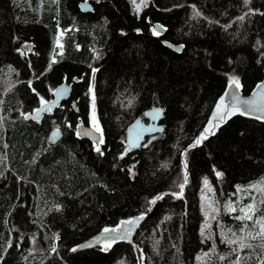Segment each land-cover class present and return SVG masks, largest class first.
<instances>
[{
  "label": "trees",
  "instance_id": "1",
  "mask_svg": "<svg viewBox=\"0 0 264 264\" xmlns=\"http://www.w3.org/2000/svg\"><path fill=\"white\" fill-rule=\"evenodd\" d=\"M80 1L0 0V264H138L133 244L143 264H232L238 246L224 236L241 235L239 208L254 196L264 215L251 188L264 180V120L213 113L230 77L243 94L264 78V0H147L138 11L133 0H89L86 12ZM63 81L69 101L24 118ZM152 106L163 131L128 148L127 125ZM91 111L102 144L76 135ZM144 213L133 243L72 250ZM239 256L260 264L264 250Z\"/></svg>",
  "mask_w": 264,
  "mask_h": 264
},
{
  "label": "water",
  "instance_id": "2",
  "mask_svg": "<svg viewBox=\"0 0 264 264\" xmlns=\"http://www.w3.org/2000/svg\"><path fill=\"white\" fill-rule=\"evenodd\" d=\"M78 6L79 9L84 12L92 10V4L89 2V0L80 1ZM151 27L152 30L155 29L159 34L163 33L164 31L163 26L158 22L151 23ZM164 45L173 51H179L182 48V46L179 44H171L169 42H164ZM22 48H27V45L23 46ZM92 83L93 80L91 82V85ZM229 84L222 97L225 105L228 108H231L233 106V94L238 95L241 101L252 100L255 101L256 105H258L260 108H264V78L256 84V86L251 92L247 94H243L240 89L236 88L235 86L230 87ZM58 89L61 90L59 93L57 92ZM71 90V83H68L66 81L61 82L53 89L52 97L48 100H45L47 101L46 105H42L40 103L38 107L35 108L33 111L26 113L24 115V118H30L32 120L38 121L45 114H51L55 108H57L63 101L69 98ZM73 105L75 106V104ZM236 107L239 108L240 112H243L246 115L264 120V111L254 110L253 105H245L243 103H239L236 105ZM162 117L163 108L161 106H152L145 111L143 117H136L132 121H130V123L127 125L125 132V143L127 147L131 149L138 148L143 143L150 142L155 134L162 132ZM75 132L77 136L89 139L94 145H98V141L102 135L101 132L95 131V128L92 124L87 125L81 121L76 124ZM85 133L88 134L85 135ZM61 137L62 130L59 128H52L47 133V142L50 144H55L57 141L60 140ZM146 216L147 214L144 213L131 217L129 220L134 221V223L132 224H126L123 223L124 221H122L120 223L121 232L116 235L118 239L126 240L129 243H133V236L139 228L140 224L146 219ZM109 234L110 232H99L94 238H89L79 243L78 245L73 247V249H75V251H80L84 249L94 248L99 245L101 240ZM133 249L135 251L139 263V257L141 254L140 249L136 244H133Z\"/></svg>",
  "mask_w": 264,
  "mask_h": 264
},
{
  "label": "snow or ice",
  "instance_id": "3",
  "mask_svg": "<svg viewBox=\"0 0 264 264\" xmlns=\"http://www.w3.org/2000/svg\"><path fill=\"white\" fill-rule=\"evenodd\" d=\"M245 4H247L249 2V0H244ZM133 3L135 4V0H133ZM147 0H141V4L136 5V9L137 11L140 9L141 5H146ZM240 19H243V17H240ZM159 33L154 29L153 30V35H158ZM55 62V61H53ZM95 71V69L93 70ZM230 87L235 86L236 88L240 87V82L238 80V78L236 77H230ZM61 90H57V92L59 93ZM94 99V98H93ZM232 100H233V106L231 108H227L226 105H224V100L223 98H221V100L219 101V103L217 104V108L216 111L213 113V120L217 119V116L219 115V120L220 121H224L226 116H230L232 114H235V112L239 111V108L236 107L237 104L239 103H243L245 105H253L254 106V110H260V111H264V108H260L258 105H256L255 101L252 100H245V101H241L239 96L236 94H233L232 96ZM41 104L42 105H46L47 101L43 100V98H41ZM224 109H227V111H223ZM39 111V110H37ZM241 115H243L244 113L241 112ZM27 118V117H26ZM92 123L93 126L95 128L96 132H101V129L99 127L98 122L96 121L95 118V113L93 111V116H92ZM219 124L215 125V127H218ZM213 127L212 121L209 122V127H206L204 129V132L201 133L200 137L195 141V143L192 145L193 147H195L196 145L200 144L202 140L207 138V134H209L210 129ZM88 133H85V135H87ZM212 134H214V132H212ZM103 143V136L101 135L98 144H102ZM97 152H100V148L97 147L96 148ZM101 154H103L101 152ZM217 176H221L222 173L217 172L216 173ZM186 179V177H185ZM208 182L207 180H205V185L207 186ZM260 185H264V180L260 181L259 184H254L251 186L252 189L257 190L260 194L262 199L260 200L261 204H264V187H261ZM181 189L183 188V185L180 186ZM238 191H240V189H238ZM161 197H157V199H160ZM252 199V203H249L241 208H239V215L234 216V219L240 221L242 223V227L240 228V233L241 235H237V233L232 232L231 229H228L229 232H232V236L235 237L234 239H228L227 236H224V240L225 242H227L230 245H237V248L233 249V252L237 254V259L232 262V264H241V258L239 256V252L243 251L244 249H250V250H255V248H260L262 250H264V215H260L257 216V212H258V208L256 206V197H251ZM152 203H155V200L152 201ZM225 207L229 210L230 213H235L237 212V208L234 207L231 203L225 205ZM215 218V217H213ZM123 223L126 224H132L134 223L133 220H128V221H124ZM207 227V225H206ZM104 231L107 232H113L115 231V229H104ZM223 235V233H222ZM252 241H256L255 244L252 243ZM106 247H110V244H106ZM55 250V249H53ZM73 251H75V249H73ZM214 251V250H213ZM208 253H204V256H208ZM197 259H202V257H197ZM221 260L226 259L225 257L221 256L220 257ZM260 264H264V260H261Z\"/></svg>",
  "mask_w": 264,
  "mask_h": 264
},
{
  "label": "rangeland",
  "instance_id": "4",
  "mask_svg": "<svg viewBox=\"0 0 264 264\" xmlns=\"http://www.w3.org/2000/svg\"><path fill=\"white\" fill-rule=\"evenodd\" d=\"M135 3H136V5H139V4H141V0H135ZM62 37H63V33H62V31L61 30H59L58 29V32H57V36H56V38H55V46L57 47V48H62V46H63V43H62ZM61 51V50H60ZM59 51V52H60ZM224 105H225V103H224ZM228 108V107H227ZM223 111H227V109H224ZM92 116H93V111H91L90 112V116H89V124H92L93 125V123H92ZM219 116V115H218ZM206 197H207V194H206V192H201V198H205L206 199ZM205 199H203V201L205 200ZM121 232V230L120 229H118V230H116L114 233H116V234H118V233H120ZM116 238H118L117 236H114L112 233L111 234H109V235H107L106 237H104L102 240H101V244L102 245H106V244H110L112 241H114ZM139 259H140V261H139V263L138 264H143V257H142V254H140V257H139Z\"/></svg>",
  "mask_w": 264,
  "mask_h": 264
},
{
  "label": "flooded vegetation",
  "instance_id": "5",
  "mask_svg": "<svg viewBox=\"0 0 264 264\" xmlns=\"http://www.w3.org/2000/svg\"><path fill=\"white\" fill-rule=\"evenodd\" d=\"M68 83H69V82H68ZM66 101H69V99H67V100H65V101H63V102H66ZM63 102H62V103H63ZM69 103L74 107L75 110H77V108L73 105V104H74L73 102H69ZM79 121L83 122L81 119H78V122H79ZM78 122H77V123H78ZM83 123H85V122H83ZM85 124L88 125V124H89V120H88V123H85ZM89 125H90V124H89ZM120 230H121V229H120ZM113 235L116 236L117 234H116V233H113Z\"/></svg>",
  "mask_w": 264,
  "mask_h": 264
}]
</instances>
